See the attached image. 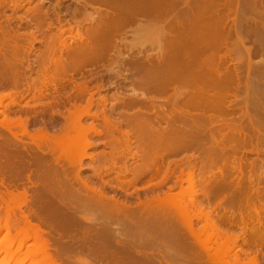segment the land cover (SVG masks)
<instances>
[{
    "label": "rangeland",
    "instance_id": "obj_1",
    "mask_svg": "<svg viewBox=\"0 0 264 264\" xmlns=\"http://www.w3.org/2000/svg\"><path fill=\"white\" fill-rule=\"evenodd\" d=\"M115 1L117 5L114 3ZM118 1L119 0H114V1L113 0L111 1L109 0H104V1L103 0H1L0 1V51H1L0 52V99H2L0 100L1 102L0 103L1 105L0 106V121L2 122L0 124L3 125V126L1 125L2 127L0 126V181H1V184H0L1 185L0 186V204H1L0 205V218H2L1 227H0V264H6L7 262H8L7 264H38V262L41 264H44V263L45 264H165V263L167 264V262L168 264H211V263L217 264V262H215L217 260H220L218 261L219 262L218 264H222V263L228 264L233 261H234L233 263L237 264L238 261L240 260H241L240 262L241 264L242 263L250 264L252 261H255V262H252L253 264L254 263L264 264V232H262L264 231V228H263L264 227V214H263L264 213V79H261V77L258 78V76H256L254 73V69H256L257 67H260L259 65L264 66V48H262L264 47V0H202V1L201 0L199 1L198 0H181V2L180 0H164L165 5L163 4V0H158V2H156L157 0L156 1L153 0L155 1L153 3H156V6H158L159 10L162 12L160 13L161 14V16L159 17L160 19L159 18L157 19L156 17H154V19L153 17H151L152 18L151 19V18H146L145 16L143 17L141 15H135L134 17L135 21L133 22L134 24L133 23L123 24L124 22H122V27H120L121 24L119 23V21L116 22V19L118 18L116 16L119 13L118 11H120L119 8L121 10H124L125 8L130 9L129 7H134L135 5L141 4V2L143 4L145 3V1L147 3L148 0H135V1L134 0H120L121 2L120 1L118 2ZM151 1H148V2H151ZM119 3H122V4H119ZM128 3L131 6L128 5ZM107 4H111V5H107ZM123 4L129 7L126 6L123 8L124 6ZM115 9H117V11H115ZM38 10H40V12ZM113 11L115 13L117 12L116 16ZM163 11H164V16H163ZM166 11L167 12L169 11V12L167 13ZM180 13L182 15H179ZM176 14H177V17H176ZM101 16L104 18L106 17L107 18L102 19ZM165 17L167 20L165 19ZM180 17L182 19H180ZM180 20H182L181 25H179ZM98 21L100 22L98 23ZM177 23H178V26L176 25ZM182 24H184V26L186 25L185 30L186 32L187 31L189 32L185 33V37L184 36L177 37L178 36L177 35L176 36L177 38L174 39L176 35V30L178 31L177 28L178 27L184 28V26L181 27ZM164 25L165 27L168 28V30L171 29L170 31L175 30V34H173L174 37L173 35L170 34L173 37L172 43L174 42L175 44H177V42H179V45L178 46L176 45L175 47L174 46L175 44H173V46L176 48V49L174 48L175 52L172 51L174 58L172 57V54H170L169 56L171 58L169 57L170 58L169 60L175 62L174 60H177V58L178 57L180 58L181 56V59H178L176 61L178 66H181V64L183 63L182 53L183 54L186 53V55H189V56H186L187 57L186 59H189V58L190 60L193 59L192 63L194 67L191 65L192 66L191 70L194 68L195 71H198L201 69L200 68L201 65L207 63L210 60L212 61L215 59L217 61L220 57L219 55L222 56V54L226 50L228 51V49H230L229 53L231 57L229 56V59H228L230 63L229 66L232 68L236 66L237 69H239V73L242 72L241 74H239L241 76V80H240L241 90L240 89H239L240 91L237 90L236 98H234V96L232 95L229 98V101L227 102V104L230 106L229 111L234 109L233 111H231V113L233 112L232 114L228 111L226 112L224 111V113L223 112L221 113V111L224 109L219 110V111H217L218 109H216L214 110V113H211L212 115L209 114L210 115L209 117H212L214 120L216 118L218 119V120L217 119L215 120L216 122L212 120V122L214 121V125L207 126L210 129L212 127L211 132L215 128L214 131L215 130L216 131L213 132L215 135V138L217 137V139L220 138L221 140L227 136L225 140L224 139L221 140L220 145L223 143L222 141L225 142L229 136V142L227 141L228 144L223 143L224 146L222 144L220 148H218V149H222V147H225L223 148L224 149L223 151L225 152H221V150H217L213 147V143H212V141L214 140L213 138L209 140L206 144L202 143L198 147H187L189 148V150H187V148H184L182 150L177 151L176 149L177 152L173 151L172 152L173 155L170 154V156L168 157V160H169V161L167 160L168 162H166V160L164 161L160 160L155 166L154 165L151 166L153 169L151 168L152 170L151 169L149 170L148 175L146 173V175L142 177L140 176L141 178L138 177V180H139L138 181L137 179H135V177L137 176V175L135 176V173L137 174V172L135 171L139 166L142 167V164L144 162L141 159L143 155L146 153L143 152L142 154L141 153L142 150H147L146 144L142 145L140 143L139 137L145 135V132H144L145 130L147 132L148 128L146 129L145 127H147L148 123L146 124L145 122H142L141 124H143L144 128H141L139 125H137L134 122L135 121L134 118L136 117L138 118L136 114L139 115V117L143 115L144 117L142 116L143 118L141 117V120L143 119L142 121L147 122L148 118L150 121L152 120L151 118H154L158 116L159 114L160 115L158 117L160 116L162 117L164 114L163 112L166 113L167 110H168L167 113H170L171 110L172 112L174 111V113L176 111L179 113H181L180 111L182 112L185 111L180 108V105L179 107L178 105H173L174 95L176 94V91L178 90L173 89V91L175 90V93L172 91H168V93L160 95L159 93L142 90L140 87L136 85V82L138 81V79L146 76L144 72L148 71L149 68L153 69V67H155L154 65L156 64L157 60L161 58V55H159V58H158V54H160L159 50L161 52V47H160V43L162 42L161 38L167 33L166 32L167 28L166 29L165 27L163 28ZM106 26L107 28L105 29ZM97 27H100V29ZM117 27H119V29ZM101 28L102 29L104 28L106 31H109V30L110 31L107 33V32H104L105 31L104 29L101 30ZM158 28L159 30H156ZM1 29L3 31H1ZM160 29L162 30V32L160 31ZM96 31L97 32L101 31L103 33L101 32L97 33ZM160 32L163 34H161ZM96 33L99 35L98 37L97 35H95ZM109 34H111V36L107 37V35ZM101 35L103 39H99V38H102L100 37ZM159 35H161L162 37ZM218 35H220L221 37ZM8 36L10 38H8ZM91 36H93V38ZM192 36L194 38H191ZM145 38H146L145 42L149 41V42H146L147 43L146 45L144 44ZM148 38H150V40H147ZM187 38H189V40H186ZM213 38L214 40L217 39L216 41L218 42V45L221 48L210 49V50L205 49L207 51H203L204 43L211 41ZM12 40L13 42H15L16 45L19 44L22 47H20V49L18 48L19 50L17 49L16 51L12 52L10 50L11 46H9L11 45ZM178 40H180L181 43L183 42L186 43L187 41H189L186 43L189 45H186L185 43L184 44L186 45V49H190L192 47L191 50L185 49L186 50L185 51L180 48L178 50L177 47L180 46V41ZM53 41L56 43L54 44ZM150 41H152L151 44H149ZM58 42L60 43L58 44ZM51 43H53L52 46H51ZM234 44L236 47L238 46L237 49L236 47L234 48L233 46ZM29 45L32 47H29ZM92 45L94 46L92 47ZM225 45H228V47ZM90 46L92 49L89 48ZM200 47H202L201 50H200ZM27 48H29V50ZM75 49L77 50V52ZM82 49L84 50V52ZM88 49H90V51ZM254 49H256L257 52H255ZM8 50H10V52ZM177 50L178 51L182 50V53L178 52ZM91 51L92 53H90ZM187 51H189V53H187ZM7 52H9L10 55ZM226 52L224 54H226ZM174 53L175 54L178 53L177 54L178 56H176ZM9 56L11 59H9ZM41 56L44 58H41ZM14 57L17 58V61L14 60L15 59ZM50 57L52 59H50ZM18 58L21 60L24 59L23 60L24 62L19 60ZM163 59H164L163 62L165 63V57ZM9 60H11V62ZM42 60L44 61L47 60L46 61L47 66L45 65L46 62H43ZM246 60H247V66L242 65L243 61L245 63ZM14 61H16L17 64ZM237 61L240 62V64L236 63ZM1 63L3 64L1 65ZM6 63L8 64L12 63L13 67L14 66L15 67L11 70L10 67L12 65L8 67L10 64L6 65ZM149 65H151V67ZM13 70L16 71L15 72L16 74L17 72L20 71L18 73V76L20 75V77L17 76L16 78L15 74H11V73H14ZM6 72H8L9 74H7ZM1 76H2V80H1ZM6 76H8V78ZM14 77L16 80L14 79ZM3 78H6V79H3ZM13 79H14V83L11 82ZM16 82H18V84ZM43 83L44 85L45 84L46 85L43 86ZM38 86H42V88L45 87L46 89L44 88L45 89L44 90ZM37 88H38V91H37ZM39 88L42 89L41 93L39 91L40 90ZM43 91L45 92L43 93ZM79 91H80V94H79ZM39 93L40 95L38 96L40 97V99L39 97H37L39 99L38 100L35 96H37L36 94H39ZM171 93H174V94H171ZM14 94L15 96L17 95L16 98ZM41 94L44 97H41ZM142 94L143 95L145 94L144 96L146 97H150V98L153 97L154 100H151V101H154L156 105L151 106L152 104L151 101L149 102L147 101V103L144 105L143 104L136 105L135 103L136 98H139V96L140 98L143 97ZM164 96L170 100L169 101L170 103L168 101H167L168 104L166 103V98ZM155 98L156 99L159 98V99L156 100L155 102ZM170 98H172V100ZM149 105L151 107H149ZM82 106L84 108H81ZM78 107L82 109V115H80V113L77 115V117H80L79 121L81 122V124L83 123L82 126L89 127L88 124L89 125L93 124L94 126H96V128H98V130L100 131L104 130L102 133L103 136L101 137L97 135L95 136L93 134H92L93 136H90L89 134V142L92 144V147L86 148L87 157H84L82 160V166H83L82 171L81 170L79 171L77 167L71 166V164H69L71 156L77 155V154L80 156L81 153L83 152L81 151L80 154L78 152L82 148L84 149V147H81L82 145L79 146V143L77 144L76 142H74L75 146L76 145L78 146L75 147L73 143V146H74L73 147L71 146L72 142H70L71 144L68 142V134H72V133L74 134L73 131H71L70 133V130L68 129L71 123L74 121V120L72 121L71 118L75 117V114L72 117L73 114H71V111L73 113L75 112L77 113V109L75 108H78ZM223 108H225V106ZM83 109L86 111H84ZM200 110L201 108L196 109L195 113L192 112L191 115L193 116L194 114L193 117L196 119H202L204 117V115H202L204 114L203 113L204 111L202 110L203 111L202 112ZM67 111L68 113H70L71 116L67 113ZM139 113H141V115ZM18 115L22 116L23 119L28 120L27 122H29V124L27 123V126H28L27 130L30 133H33V132L35 133V131H38L39 129H42V130L45 129L44 131L47 130L46 133L48 134L50 133L49 134L50 136H48L49 138L56 136V138H53V140L51 138V142L53 146H51V142H49L50 144L45 143L47 139L45 141L40 142L41 140L39 141L36 140V139H39V137L38 138L35 137L36 139H34V137L33 139H30L31 137H28V136L25 137V135L22 136V132H21L22 130H20L19 132L20 128L19 129L12 128L13 131L15 132V133L13 132L14 133L13 135V133H11V131L8 130V127L6 128L8 124L7 123L6 125L3 124L2 120L3 118H6L4 120L8 122V120L10 119L9 121L10 123L11 120H13V117L17 119L16 116L19 117ZM61 115L65 116L66 118L64 117L63 119V116L61 117ZM96 116L98 117L96 118ZM67 117H71L69 118L70 120ZM127 118H129V120ZM225 118H227L228 121L225 120ZM131 120H134L133 121L134 123L131 122L132 124L129 125L130 124L129 121ZM67 121L69 122V125L67 124L68 123ZM108 122L119 126L122 131L120 129H117L113 132V134H110V135H108L109 133L105 134L107 132L106 130L109 127ZM118 122L121 124H119ZM237 124H239V126ZM232 125L235 127L236 130L235 129L233 130L231 128ZM103 126L105 128H103ZM218 126L221 130L216 129ZM221 126H223L222 128L225 130L228 128V130L225 132V130H223ZM229 126L231 129L229 128ZM65 127L67 128V130ZM4 129L6 130L4 131ZM218 130L221 133H219ZM138 131L143 132V135L142 133H139L141 134L139 135ZM238 131H240L242 134ZM126 132H129L130 134ZM229 132L232 134V136L230 135ZM19 133H21L20 136L22 137L19 136ZM127 134L129 135L127 136ZM137 134L139 135V137L137 136ZM75 135L76 133L74 135H71L70 137L75 136ZM14 136H16V138H19V139H16ZM234 136L236 138H234ZM111 137L113 138L112 140L116 141L115 142L116 144L115 143H114L115 145L113 144L114 145L113 147L115 150L111 149L113 148L111 147L112 144L107 142L108 139L110 142L112 141ZM144 137H142L141 139H144ZM126 138H129V140H131L130 150H128L127 146H125L126 143L124 139ZM233 139H235L234 142L233 141L230 142ZM33 140H36V142L38 141L39 144L38 143L36 144L35 141ZM136 141L139 142V145L141 144L142 146H139V145L137 146ZM107 143L111 144V146L108 145ZM203 144L205 145V147L202 146ZM229 144H231V146ZM237 144L239 145V147ZM48 146L52 147L51 149L52 151L49 149ZM227 146L232 147V148L228 150ZM209 147L211 150H217L218 153H220L218 154L217 151H213L211 152L212 157L216 155L221 156V154L226 155L229 153L227 161H225L226 163L225 162L222 163V161L224 160H215V159H212L211 157L210 159H207L209 158V155L207 156V153L202 150H205L207 148H208L207 150H209ZM116 148L118 151L116 150ZM50 151L51 153H49ZM111 151L112 153L116 151L113 154H115L116 156L118 155V157H116V161L117 160L119 161H117L116 164H113L112 162L105 160L111 155L110 154ZM148 151H149V147H148ZM192 151H195V152H192ZM108 153L110 155H108ZM119 154H120V157H119ZM121 154H124V155L121 156ZM98 155H100L99 158H98ZM192 155H194V157ZM205 155L207 156V158ZM101 157H104V159ZM75 158H78V157L76 156ZM67 159L69 160L67 161ZM98 159L101 160L102 162L98 161ZM124 159H126L125 160L126 162H124ZM55 160L57 163L55 162ZM210 160L212 163L209 162ZM96 161L99 162L100 164H98ZM103 161L105 165L106 164L108 165L103 166L102 165ZM123 162H124V165L126 164L125 167L127 166L126 171H125V167L123 166ZM187 162H190V164H187ZM165 163L166 164L168 163L167 164L168 166L167 165L164 166ZM203 163L204 165L206 163H207L206 165H208L209 163L210 164L207 167L206 165L204 166ZM91 164L93 165V167ZM145 164L146 162L143 165L145 166ZM195 164L198 165L197 167L198 169L196 168L197 172L196 171L194 172V176L196 177V181H197V184H196L197 187H195L194 190L191 188L187 190L186 189L187 178H188L187 173L193 172V168ZM201 165L203 167H201ZM95 166L99 167L100 169H97V167ZM166 168L167 170L171 172L170 174L172 177L169 180V182L170 181L171 182L170 183L168 182L166 186L165 185L162 186V189H160V191L163 192L164 190H167L168 186L170 187L172 186L173 188H175L176 182L179 183L180 181L181 171H183V173L185 172V175L186 174L187 175L186 177H184L185 175H183L182 178L183 180L185 179L183 182V185L187 191L186 195H184L186 202L188 203V205L191 203L190 206H192L193 200H194L195 203L199 204L200 207L204 209L202 210L205 213H212V216H211L212 218H210V220L211 221L213 220V222H211L210 220L209 221L205 220L202 217L203 216L202 214H199V212L192 210L191 214L189 215L190 218L186 216L182 217L178 214L169 215V214H166V212L164 215V211H162V215L160 214L161 212L153 216H148V215L146 216L144 214L134 215V216L130 215L131 217L129 216V219L126 218L125 215L119 214L120 216L119 220L121 222L124 220L122 222L123 224H119L121 223L117 219L119 216L115 217V219L110 217V220L108 223H107L108 219H105L106 223L103 224L102 222L104 220L100 221L101 217L97 218L93 212L85 211L86 213L85 212L81 213L80 211H78L79 210L78 206L80 207L81 205H84L85 202L87 201L90 202L91 198L90 196L88 197L87 195H86L87 196L86 198L84 194V191L86 190L85 185H83L84 187L83 188L80 182H78V180L74 181V179L77 178L76 177L77 174H78L77 175L78 178L83 177L81 179L82 181H84V183L86 182L85 184L87 185L90 184L89 186L92 185L91 187L95 186L94 188L96 189L103 188L104 191H106V193L109 196L110 195L115 196L117 199L121 201L124 200L127 202L128 205H130L133 208L139 205L138 203L139 201H137V199L144 201L146 200L147 196L149 197L152 196V193L150 191L153 190L152 188H155L154 187L156 184L155 182L161 183L162 181L161 179H163V176H164L162 172H164V170L166 172L167 171ZM159 169H160L161 175L163 176L161 177L160 173L158 172L159 173V174L157 173L158 177H153L154 174ZM231 170L234 172V174ZM78 171L80 173H78ZM74 173H75V177H74ZM195 173L197 175H195ZM70 174L72 176H70ZM133 176L135 177L131 178ZM227 176L230 178H228ZM39 177L41 178V181ZM71 177L73 180H71ZM124 177L126 178L128 177L127 179H129V181L131 180L130 183ZM218 179L220 181H217ZM136 180L137 182H134ZM210 180L211 182L209 183ZM227 180H228V183H227ZM120 181L121 182L123 181L124 183L122 184ZM125 181L126 182L128 181L127 182L129 183L127 184L128 187L126 186ZM150 181H153V182H150ZM200 181L203 183H201ZM66 182H68L67 185H66ZM75 182L77 183V185L78 184L79 185L77 186L76 184H74ZM243 182L246 185H244ZM60 183H62V185ZM58 185H59V188H58ZM206 186L208 188L211 187L213 191H211V188L209 189L205 188ZM78 187L80 190L77 189ZM120 187H122L123 189L125 187L127 189H125L126 191L125 190L122 191V188ZM144 188L146 189L144 190ZM201 188L202 189L204 188L205 190H202ZM9 189L12 191L11 193L14 194V196H16L15 194H17L19 198H15V200L13 199L14 201H11V202L8 201V197H11V196H8L10 193ZM68 190H71V192H74L75 194L69 193ZM209 190L212 193L208 192ZM17 191L18 192L20 191L19 192L20 194L21 192L24 193L23 197H22V194L19 196V193ZM57 191H59V193L61 194L60 196L58 195ZM145 191L146 192L148 191V192L146 193ZM233 191H234V194H233ZM53 192H57V194L55 193L57 197L55 196V194L54 195L52 194ZM176 192H178V189H176ZM190 192L191 194H189ZM48 193L49 195L47 196ZM77 193L78 194L81 193V195H78ZM149 193L151 195H149ZM209 193L212 195H209ZM137 195L138 197L139 196L140 197L137 198ZM3 196H4V200L8 201V203L10 204H7L4 200H2ZM210 196L215 197V199L211 198ZM79 197H81V199ZM162 197H164L163 194H162ZM11 198H14V197H11ZM85 198L87 200H85ZM220 198L221 200L223 199L224 200L221 201ZM81 200H84L82 201L84 203H81ZM59 201L61 202L60 203L61 205L59 204ZM215 201L218 203L219 208L215 206L217 205ZM224 201L225 203H223ZM11 203L13 207L11 206L9 208ZM210 205L211 206L214 205L216 207L215 211H214L215 207L212 206L213 207L212 208L210 207ZM11 209L14 211L13 216H12L13 212ZM257 211H260V212L258 213ZM8 212H10L11 220H10V216ZM21 212H23L24 214H22ZM7 213H8L9 218L7 217ZM25 214L26 215L28 214L27 217H30L31 215L30 221L33 224H36V226H39L42 232L44 230L43 233L41 232L39 240H35L33 232H30L32 234V237H31L30 233H26V234H29V236L28 235L26 236V234H24L25 232L20 230L22 227L20 226L22 224L21 222L24 219V218L22 219L21 215L23 217L24 216L26 217ZM35 216L37 218L39 216V218L37 219ZM87 216H92L90 217L91 218L90 220H92V222H90L89 220L88 222L85 219L87 218ZM6 218H8L7 220H10L11 222L13 219V224L15 228L10 226V224L12 225V223L9 224ZM159 220H161V222H159ZM260 220H262L263 222ZM19 222H20V225H19ZM205 222H206V225H205ZM191 223L194 229L192 228ZM209 223L214 224L211 227H214L215 229L213 228L211 229L210 227L207 231L206 228L204 227H207V224ZM247 223L250 225H248ZM212 224H209V225H212ZM3 225L5 227L7 226L6 227L7 229H5ZM189 226L191 227L187 228ZM191 228L193 230L197 229L195 232L203 233V234H200L202 238L201 240L203 242L206 241L210 243L208 244L209 247H215L217 250V251L213 250L215 254L219 250V246L217 244L222 245L223 243H226V239L229 237L228 238L230 239L229 248L231 252L229 251L228 253H225L226 255H224V253L223 255L217 254L219 255L217 257L219 259L215 258L216 255L213 253V255L215 256H213V259H210L211 256L206 255L208 253L207 252L205 253V251L203 252V250H201L202 247H200V244L194 238H192L190 234ZM204 229L205 231H203ZM215 230H217L216 233L217 232L219 233L218 235L219 237L220 235H222V238L217 237L215 239L212 236L213 233H215ZM117 234H119L118 235L119 238L118 236H116ZM223 234L226 237H224ZM232 236L233 238H231ZM28 237L30 239H27ZM205 238H207V240ZM210 238L213 239V242H211L212 240L210 241ZM217 239L219 241H217ZM256 239L257 240L259 239V240L257 241ZM156 240H158V242ZM41 243L43 245L45 244L43 247L46 246L47 248V249L43 248V251L45 250L44 252H46V254L41 252L42 250L41 247H40L41 250L37 249L39 246H42L40 245ZM129 244H131V246ZM216 246L218 247V249ZM135 247L137 249H135ZM6 249L10 251L8 252ZM234 254L237 257L233 256ZM43 255L45 257L48 256L49 258L45 259ZM207 256L209 257L208 259H207ZM220 256L225 257L224 259L225 260L228 259L230 262H228V260L227 261L222 260L223 258L220 259ZM40 257L44 258L43 262L39 261ZM160 257L161 259H165V261L163 262V260H161ZM156 258L157 259L159 258V259L157 260ZM51 260H53V262Z\"/></svg>",
    "mask_w": 264,
    "mask_h": 264
},
{
    "label": "bare ground",
    "instance_id": "obj_2",
    "mask_svg": "<svg viewBox=\"0 0 264 264\" xmlns=\"http://www.w3.org/2000/svg\"><path fill=\"white\" fill-rule=\"evenodd\" d=\"M1 1V0H0ZM104 1V0H103ZM109 1H111V0H109ZM114 1V0H113ZM120 1V0H119ZM118 1V2H119ZM135 1V0H134ZM148 1H151V0H148ZM147 1V3H146V1H145V3H143L142 4V2H141V4H138V5H135L134 7H129V6H127V7H129L130 9H124V10H121L119 7V10L120 11H118L119 13H118V15L116 16V13H115V16L116 17H118L117 19H116V22L117 21H119V23L121 24V26L120 27H122V22H124L123 24H127V23H133L134 21H135V19H134V17H135V15H141V16H145L146 18H151V17H153V19H154V17H156L157 19L161 16V14L160 13H162L160 10H159V8H158V6H156V3H153V2H155V1H151V2H148ZM199 1V0H198ZM202 1V0H201ZM19 2V1H18ZM100 2V1H99ZM102 2V1H101ZM121 2V1H120ZM133 2V1H132ZM131 2V3H132ZM156 2H158V0L156 1ZM160 2V1H159ZM173 2V1H172ZM180 2H181V0H180ZM212 2V1H211ZM2 3V2H1ZM14 3H16V2H14ZM105 3V2H104ZM103 3V4H104ZM108 3V2H107ZM113 3V2H112ZM116 5H117V3H116V1L114 2ZM129 3H130V1H129ZM128 3V5H130ZM138 3V2H137ZM137 3H135V4H137ZM177 3H178V1H177ZM217 3V2H216ZM256 3V2H255ZM3 4V3H2ZM119 4H122V3H119ZM159 4V3H158ZM157 4V5H158ZM163 4H164V0H163ZM167 4V3H166ZM171 4V3H170ZM107 5H111V4H107ZM124 6H123V8L124 7H126L125 6V4H123ZM133 5H134V3H133ZM165 5V4H164ZM206 5V4H205ZM224 5V4H223ZM4 6V5H3ZM113 6V5H112ZM131 6V5H130ZM177 6V5H176ZM236 6V5H235ZM2 7V6H1ZM121 7V6H120ZM170 7V6H169ZM172 7H173V5H172ZM117 8V9H118ZM122 8V9H123ZM164 8V7H163ZM166 8V7H165ZM117 9H115V11H117ZM206 9V8H205ZM257 9V8H256ZM165 10V9H164ZM39 12H40V10H38ZM167 12V11H166ZM169 12V11H168ZM167 12V13H168ZM185 12V11H184ZM189 12V11H188ZM256 12V11H255ZM262 12V11H261ZM171 13V12H170ZM183 13V12H182ZM186 13V12H185ZM187 14V13H186ZM99 15V14H98ZM107 15V14H106ZM173 15V14H172ZM179 15H182L181 13L179 14ZM104 16V15H103ZM110 16V15H109ZM163 16H164V11H163ZM185 16V15H184ZM102 17V16H101ZM137 17V16H136ZM173 17H175V16H173ZM176 17H177V14H176ZM223 17V16H222ZM38 18V17H37ZM92 18V17H91ZM99 18H100V16H99ZM104 17H102V19H103ZM107 18V17H106ZM106 18H104V19H106ZM139 18V17H138ZM168 18V17H167ZM110 19H111V17H110ZM113 19V18H112ZM152 19V18H151ZM150 19V20H151ZM157 19H156V21H157ZM160 19V18H159ZM165 19H166V17H165ZM179 19V18H178ZM180 19H182L181 17H180ZM108 20V19H107ZM163 20V19H162ZM167 20V19H166ZM165 20V21H166ZM101 21V20H100ZM100 21H98V23L100 22ZM155 21V20H154ZM164 21V22H165ZM181 21L182 20H180V24L179 25H181ZM185 21V20H184ZM102 22H103V20H102ZM97 23V24H98ZM106 23V22H105ZM168 23V22H167ZM227 23V22H226ZM104 24V23H103ZM134 24V23H133ZM161 24H163V23H161ZM96 25V24H95ZM149 25V24H148ZM177 26H178V23L176 24ZM218 25V24H217ZM223 25V24H222ZM99 26V25H98ZM119 26V25H118ZM126 26V25H125ZM151 26V25H150ZM156 26V25H155ZM159 26V25H158ZM169 26V25H168ZM184 26V24H182V26L181 27H183ZM186 26V25H185ZM185 26H184V28H180V27H176L177 29H178V31L176 30V35H175V38L174 39H176L177 37H182V36H184L185 37V33H187V32H189V31H187L186 32V30H185ZM219 26V25H218ZM109 27V26H108ZM161 27V26H160ZM159 27V28H160ZM165 27V25L163 26V28ZM170 27H171V25H170ZM222 27V26H221ZM97 28H99L100 29V27H97ZM97 28H96V30H97ZM107 28V26L105 27V29ZM118 29H119V27H117ZM159 28L158 29H156V30H159ZM167 27H165V29H166ZM174 28H175V26H174ZM231 28V27H230ZM240 28V27H239ZM3 29V28H2ZM1 29V31H3ZM63 29V28H62ZM104 29V28H103ZM102 28H101V30H103ZM104 29V30H105ZM111 29V28H110ZM113 29H115V28H113ZM117 29V30H118ZM162 29V28H161ZM160 29V31L162 32V30ZM164 29V30H165ZM187 29H189V28H187ZM94 30V29H93ZM92 30V31H93ZM109 30V29H108ZM171 30V29H170ZM170 30H168V28L166 29V34L162 37L161 35H159V36H161L162 38V42L160 43V47H161V52H160V50H159V53L160 54H158V58H159V55H161V58L160 59H158L157 60V62H156V64L154 65L155 67H153V69L151 70L150 68H149V70L148 71H146V72H144L145 74H146V76L145 77H143V78H140V79H138V81L136 82V85L138 86V87H140L142 90H146V91H151V92H154V93H159L160 95L161 94H166V93H168V91H172V92H174L175 93V90L173 91V89H176V90H178V91H176V94L174 95V100H173V105H178V107H179V105H180V108L182 109V110H185L184 112H182V111H180L181 113H179V112H177V114H176V112L174 113V111L172 112V110H171V112L170 113H167L168 112V110H167V112L165 113V112H163L164 114H163V116L161 117H158V116H156V117H154V118H151L152 120H150L149 121V118L147 119V122L146 121H142L141 120V117L143 116H141V117H139V115H137L136 114V116H138V118L136 117V118H134V120H131V121H129L130 122V124L129 125H131L132 123L131 122H135L137 125H139L141 128H144V126H143V124H141L142 122H145L146 124L148 123V125H147V127H145L146 129L148 128V130H147V132H146V130L144 131L145 132V137L144 136H140L139 137V135H141V134H139V133H142V135H143V132H139L138 131V134H137V136L140 138L139 140H140V143L142 144V145H145L146 144V146H147V150H142V154H143V152L144 153H146V154H144L143 155V157H142V159L141 160H143L144 162H143V164L146 162V164H145V166L142 164V167H138L137 169H136V171L135 172H137V174L135 173V176H133V177H131V178H134L135 177V179H137L138 180V177H142V176H144V175H146V173H147V175H148V172H149V170L152 168L151 166H155L160 160H166V162H168L169 160H168V157L170 156V154H172V152L173 151H175V152H177V151H179V150H182V149H184V148H187V147H198L200 144H202V143H207L209 140H211L212 138L214 139L213 141H212V143H213V147L215 148V149H217V150H221V152H225V151H223L224 149L223 148H225V147H222V149H218V148H220V146L223 144V143H227V141L229 142V136H228V138H227V140L224 142V141H222L223 143L220 145V143H221V140H225V138L227 137H225V136H223V137H225V138H223V139H221L220 140V138H218L217 139V137L215 138V135H214V133L213 132H215L214 131V129L212 130V132H211V129H212V127H211V129L209 128V127H207V126H212V125H214V121L217 119H213L212 117H209L210 115L209 114H211V113H214V110H216V109H218L217 111H219V110H222V109H224V110H222L221 111V113L223 112L224 113V111L226 112V111H228V112H230L231 113V111H233V110H231V111H229V105L227 104V102L229 101V98L233 95L234 96V98H236L237 97V90H239L240 89V84H241V76L239 75V74H241V73H239V69H237V67L235 68H232V67H230L229 66V56H230V53H229V51H230V49H228V53L226 52V54H222V56L221 55H219L220 57H219V59L216 61L215 59L214 60H210V61H208L207 63H205V64H203V65H201V69L200 70H198V71H195V69L193 68L192 70H191V67L193 66V63H192V61H193V59L192 60H190V58L189 59H186L187 57L186 56H189V55H186V53H182V50H185L186 49V45H189V44H186L187 42H189V41H187L186 43L185 42H183V43H181V41L180 40H182V39H180V40H178V41H180V46L179 47H177L178 48V50H179V48L180 49H182L181 51H178V52H181L182 53V58H183V63L181 64V66H178V64L176 63V61L178 60V59H181V56H180V58L178 57L177 58V60H174L175 62H173V61H171V60H169L171 57L169 56L170 54H172L173 52H175L174 51V48L176 47V45L178 46L179 45V42H177V44H175L174 42L172 43V39H173V37H174V35L173 34H175V30H172V31H170ZM258 30V29H257ZM95 31V30H94ZM110 31V30H109ZM109 31H104V32H109ZM114 31H116V30H114ZM120 31V30H119ZM174 31V32H173ZM223 31H225V30H223ZM97 32V31H96ZM99 33L101 32V31H98ZM97 32V33H98ZM112 32V31H111ZM160 32V33H161ZM171 32H173V33H171ZM211 32V31H210ZM221 32V31H220ZM227 32H228V30H227ZM230 32V31H229ZM255 32V31H254ZM93 33V32H92ZM95 34V35H97V37L99 36L98 34ZM101 33H103V32H101ZM118 33V32H117ZM158 33V32H157ZM204 33V32H203ZM214 33V32H213ZM88 34V33H87ZM105 34V33H104ZM161 34H163V33H161ZM173 35V37L171 36V35ZM224 34V33H223ZM90 35V34H89ZM178 35V36H177ZM110 37L111 36V34H109V35H107V37ZM177 36V37H176ZM187 36H189V35H187ZM205 36V35H204ZM211 36V35H210ZM214 36H216V35H214ZM218 36H220V35H218ZM217 36V37H218ZM36 37V36H35ZM81 37V36H80ZM92 38H93V36H91ZM95 37V36H94ZM96 37V38H97ZM100 37H102V35L100 36ZM106 37V38H107ZM158 37V36H157ZM206 37V36H205ZM221 37V36H220ZM219 37V38H220ZM223 37V36H222ZM226 37V36H225ZM4 38V37H3ZM8 38H10L9 36H8ZM76 38V37H75ZM105 38V37H104ZM191 38H194L193 36L191 37ZM216 38V37H215ZM13 39V38H12ZM33 39V38H32ZM99 39H103V37L102 38H99ZM184 39V38H183ZM198 39V38H197ZM207 39H209V38H207ZM3 40V39H2ZM8 40V39H7ZM9 40H11V39H9ZM14 40V39H13ZM13 40H12V43H11V45H9V46H11L10 48V50L12 51V52H14V51H16L18 48L20 49V47H22L21 45H19V44H15V42H13ZM34 40V39H33ZM38 40V39H37ZM61 40V39H60ZM111 40V39H110ZM145 40H146V38L144 39V44L146 45L147 43L146 42H149V41H146L145 42ZM147 40H150V38H148ZM185 40V39H184ZM186 40H189V38H187ZM211 40V39H210ZM212 40H214V38L212 39ZM208 41V42H205L204 43V46H203V51H207V50H205V49H216V48H221L219 45H218V42L216 41V40H214V41ZM21 41V40H20ZM29 41V40H28ZM48 41V40H47ZM90 41V40H89ZM107 41V40H106ZM105 41V42H106ZM174 41H176V40H174ZM201 41V40H200ZM54 42V41H53ZM151 42L152 41H150V43L149 44H151ZM196 42H197V40H196ZM196 42H195V44H196ZM220 42V41H219ZM226 42V41H225ZM224 42V43H225ZM3 43V42H2ZM8 43V42H7ZM31 43H33V42H31ZM56 42H54V44H55ZM60 42H58V44H59ZM95 43H96V41H95ZM110 43V42H109ZM186 45H185V44ZM201 43V42H200ZM238 43V42H237ZM258 43V42H257ZM29 44V43H28ZM52 44L53 43H51V46H52ZM85 44V43H84ZM87 44V43H86ZM97 44H98V42H97ZM173 44H175L174 46H173ZM50 45V44H49ZM62 45V44H61ZM91 45V44H90ZM110 45V44H109ZM114 45V44H113ZM144 45V46H145ZM222 45V44H221ZM229 45V44H228ZM228 45H225V46H227L228 47ZM19 46V47H18ZM63 46V45H62ZM65 46V45H64ZM94 45H92V47H93ZM99 46V45H98ZM103 46V45H102ZM196 46V45H195ZM224 46V47H225ZM231 46V45H230ZM234 46V48L236 47L235 46V44L233 45ZM6 47V46H5ZM29 47H32V46H30L29 45ZM96 47V46H95ZM94 47V48H95ZM100 47V46H99ZM107 47H108V45H107ZM106 47V48H107ZM191 47V46H190ZM26 48V47H25ZM68 48H69V46H68ZM89 48H91V46L89 47ZM101 48V47H100ZM192 48V47H191ZM191 48L190 49H186V50H191ZM201 48L202 47H200V50H201ZM230 48V47H229ZM238 48V46L236 47V49ZM262 48H264V47H262ZM7 49H8V47H7ZM18 49V50H19ZM28 50H29V48H27ZM84 49H86V48H84ZM92 49V48H91ZM176 49V48H175ZM232 49V48H231ZM10 50H8L9 52H10ZM52 50V49H51ZM76 50V49H75ZM83 50V49H82ZM89 51H90V49H88ZM87 50V51H88ZM94 50V49H93ZM96 50H98V49H96ZM103 50V49H102ZM185 50V51H186ZM221 50V49H220ZM233 50V49H232ZM251 50V49H250ZM255 50V52H257L256 51V49H254ZM6 51V50H5ZM27 51V50H26ZM53 51V50H52ZM70 51V50H69ZM104 51V50H103ZM173 51V52H172ZM176 51V52H177ZM194 51V50H193ZM198 51V50H197ZM234 51H236V50H234ZM262 51V50H261ZM1 52V51H0ZM9 52H7V53H9ZM76 52H77V50H76ZM78 52H79V50H78ZM83 52H84V50H83ZM82 52V53H83ZM17 53H18V51H17ZM87 53V52H86ZM90 53H92V51L90 52ZM187 53H189V51H187ZM245 53V52H244ZM261 53H263V52H261ZM5 54V53H4ZM85 54V53H84ZM175 54V53H174ZM178 53H176L175 55L176 56H178L177 55ZM199 54V53H198ZM206 54V53H205ZM234 54V53H233ZM8 55V54H7ZM9 55H10V53H9ZM15 55H16V53H15ZM27 55V54H26ZM180 55V54H179ZM11 56H13V55H11ZM43 56V55H42ZM41 56V58H44V57H42ZM46 56V55H45ZM48 56V55H47ZM214 56V55H213ZM16 57V56H15ZM14 57V58H15ZM165 57V63L163 62V58ZM170 57V58H169ZM172 57L174 58V56H173V54H172ZM208 57H210V56H208ZM231 57V56H230ZM13 58V57H12ZM21 58V57H20ZM98 58V57H97ZM172 58V59H173ZM192 58V57H191ZM206 58V57H205ZM6 59V58H5ZM8 59V58H7ZM9 59H11L10 58V56H9ZM19 59V58H18ZM50 59H52L51 57H50ZM61 59V58H60ZM176 59V58H175ZM213 59V58H212ZM243 59V58H242ZM246 59V58H245ZM13 60V59H12ZM14 60H16L17 61V58H15ZM19 60H21V59H19ZM24 60V59H23ZM23 60H21V61H23ZM151 60V59H150ZM150 60H148V61H150ZM154 60H155V58H154ZM153 60V61H154ZM187 60V61H186ZM190 60V61H189ZM209 60V59H208ZM237 60V59H236ZM248 60V59H247ZM247 60L245 61V63H244V61H243V64L242 65H245V66H247ZM252 60V59H251ZM10 62H11V60H9ZM16 61H14V62H16ZM20 61V62H21ZM41 61V60H40ZM43 62H46L47 60H42ZM62 61V60H61ZM189 61V62H188ZM207 61V60H206ZM240 61V60H239ZM5 62V61H4ZM24 62V61H23ZM22 62V63H23ZM49 62V61H48ZM85 62V61H84ZM217 62V63H216ZM13 63V62H12ZM12 63L9 65L8 63H6V65L8 64L9 66L8 67H10L11 65H12ZM19 63V62H18ZM21 63V64H22ZM27 63H28V61H27ZM39 63V62H38ZM60 63V62H59ZM76 63V62H75ZM204 63V62H203ZM236 63H239L240 64V62H236ZM253 63V62H252ZM3 63H1V65H2ZM5 64V63H4ZM16 64H17V62H16ZM58 64V63H57ZM63 64V63H62ZM77 64H79V63H77ZM194 64H195V62H194ZM260 64V63H259ZM15 65V64H14ZM43 65V64H42ZM46 66H47V62H46V64H45ZM146 65H148V64H146ZM152 65V64H151ZM151 65H149L150 67H151ZM192 65V66H191ZM18 66V65H17ZM17 66H16V68H17ZM60 66V65H59ZM200 66V65H199ZM255 66V65H254ZM260 67H257L256 69H254V73H255V75L256 76H258V78L259 77H261V79H264V66H261V65H259ZM15 67V66H14ZM13 65L10 67V69L12 70L13 68ZM43 67V66H42ZM194 67V66H193ZM250 67V66H249ZM1 68H2V66H1ZM46 68V67H45ZM59 68V67H58ZM62 68V67H61ZM199 68V67H198ZM245 68H247V67H245ZM44 69V68H43ZM47 69V68H46ZM16 70V69H15ZM19 70H20V68H19ZM45 70V69H44ZM44 70H43V72H44ZM147 70V69H146ZM2 71V70H1ZM5 71V70H4ZM14 71V70H13ZM18 71V70H17ZM144 71V70H143ZM8 72H9V70H8ZM8 72H6L7 74H9ZM16 71H14V73H11V74H15V77L17 78V76H18V73L20 72H17V74L15 73ZM66 72V71H65ZM22 74H24V73H22ZM64 74V73H63ZM62 74V75H63ZM6 75V74H5ZM245 75V74H244ZM22 76V75H21ZM40 76H42V75H40ZM39 76V77H40ZM61 76V75H60ZM3 77H5V76H3ZM7 78H8V76H6ZM11 77H12V75H11ZM10 77V78H11ZM15 77H14V79H15ZM18 77H20V75L18 76ZM23 77V76H22ZM64 77H66V76H64ZM254 77V76H253ZM26 78V77H25ZM46 78V77H45ZM49 78V77H48ZM3 79H6V78H3ZM12 79V78H11ZM14 79L11 81V82H13L14 83ZM42 79V78H41ZM66 79V78H65ZM1 80H2V76H1ZM16 80V79H15ZM18 80V79H17ZM39 80V79H38ZM44 80V79H43ZM51 80H53V79H51ZM4 81V80H3ZM31 81V80H30ZM40 81V80H39ZM258 81H259V79H258ZM19 82V81H18ZM18 82H16L17 84H18ZM28 82V81H27ZM26 82V83H27ZM45 82V81H44ZM50 82V81H49ZM12 83V84H13ZM37 83H39V82H37ZM51 83V82H50ZM263 83V82H262ZM29 84V83H28ZM42 84V83H41ZM52 84V83H51ZM245 84V83H244ZM31 85V84H30ZM46 85V84H45ZM44 85V83H43V86H45ZM80 85V84H79ZM135 86V85H134ZM245 86V85H244ZM251 86H252V84H251ZM38 87H41L42 88V86H38ZM51 87V86H50ZM57 87V86H56ZM45 88V87H44ZM44 88H42V89H44ZM139 88V89H140ZM40 89V88H39ZM42 89H40L39 91H40V93L42 92ZM46 89V88H45ZM44 89V90H45ZM170 89H172V90H170ZM246 89V88H245ZM13 90V89H12ZM84 90V89H83ZM241 90V89H240ZM239 90V91H240ZM17 91V90H16ZM37 91H38V88H37ZM86 91V90H85ZM258 91V90H257ZM14 92V91H13ZM12 92V93H13ZM35 92V91H34ZM34 92H33V94H34ZM45 91H43V93H44ZM48 92V91H47ZM179 92V93H178ZM3 93V92H2ZM7 93H9V92H7ZM11 93V94H12ZM40 93L39 94H36L37 96H35L36 98L37 97H39L38 95H40ZM42 93V94H43ZM174 93H171V94H174ZM42 94H41V97H44V96H42ZM79 94H80V91H79ZM170 94V93H169ZM244 94V93H243ZM4 95V94H3ZM45 95V94H44ZM46 95H47V93H46ZM82 95V94H81ZM143 95V94H142ZM145 95V94H144ZM143 95V97H141L140 98V96H139V98H136V100L135 99H133V100H135V103H136V105L137 104H140V105H144V104H146L147 103V101L149 102V101H151V100H154V98L153 97H151V98H153V99H151L150 97H146V96H144ZM168 95V94H167ZM9 96V95H8ZM14 96H15V94H14ZM17 96V95H16ZM16 96H15V98H16ZM171 96H173V95H171ZM170 96V97H171ZM252 96V95H251ZM138 97V96H137ZM165 97V96H164ZM167 97H169V96H167ZM239 97V96H238ZM133 98V97H132ZM166 98V97H165ZM173 98V97H172ZM172 98H170L171 100H172ZM38 99V98H37ZM39 99H40V97H39ZM38 99V100H39ZM159 99V98H158ZM158 99H156L155 98V102H156V100H158ZM164 99V98H163ZM162 99V100H163ZM0 100H2V99H0ZM15 100V99H14ZM35 100V99H34ZM251 100V99H250ZM167 101L169 102L170 100L168 99V98H166V103H167ZM152 102V104H151V106H155L156 104L154 103V101H151ZM230 102H232V101H230ZM1 103V102H0ZM87 103V102H86ZM170 103V102H169ZM14 104V103H13ZM75 104V103H74ZM77 104V103H76ZM168 104V103H167ZM230 104V103H229ZM78 105V104H77ZM1 106V105H0ZM80 106V105H79ZM150 105H149V107H151ZM225 106V108H226V110H225V108H223ZM26 107H28V106H26ZM176 107V106H175ZM2 108V107H1ZM81 108H84L83 106L81 107ZM80 107H78V108H75V109H77V113L75 112V113H73L72 111H71V114H73L72 115V117L74 116V114H75V119L74 118H71V117H67L68 119L69 118H71L72 119V123H71V125H70V127L68 128L67 126L69 125V120L66 122L67 124V128L70 130V133H71V131H73L74 132V134L76 133V135L75 136H72V137H70L71 135H74L73 133L72 134H68V142L70 143V142H72V145L71 146H73V143L74 142H76L77 144L79 143V146H81V147H84V149L82 150H80L78 153L80 154V152L82 151L83 153H81V155L79 156L78 154L77 155H73V156H71V159H70V161H69V164H71V166H75V167H77L78 169H79V171L81 170L82 171V169H83V166H82V160H83V158L84 157H87L86 155H87V151H86V148H90V147H92V144L89 142V134H90V136H93V135H97V136H103L102 135V133H103V131H100V130H98V128H96V126H94L93 124L91 125H89L88 124V126L89 127H87V126H82V124H81V122L79 121L80 119V117H77V115L80 113V115H82V109H81ZM155 108H157V107H155ZM155 108H154V110H155ZM198 108H201V110L200 111H202L204 114H202V115H204V117L202 118V119H196V118H194L193 116H194V114H193V116L191 115L192 114V112H194L195 113V110L196 109H198ZM233 108V107H232ZM10 109V108H9ZM12 109V108H11ZM47 109V108H46ZM74 109V108H73ZM74 109V110H75ZM86 109V108H85ZM159 109V108H158ZM157 109V110H158ZM168 109V108H167ZM73 110V111H74ZM84 110V109H83ZM164 110V109H163ZM244 110V109H243ZM7 111H8V109H7ZM17 111H19V110H17ZM84 111H86V110H84ZM12 112V111H11ZM44 112V111H43ZM235 112V111H234ZM19 113V112H18ZM17 113V114H18ZM67 113H68V111H67ZM233 113V112H232ZM231 113V114H232ZM25 114V113H24ZM54 114V113H53ZM56 114V113H55ZM69 115H70V113H68ZM140 115H141V113H139ZM200 114V113H199ZM218 114V113H217ZM216 114V115H217ZM230 114V115H231ZM3 115V114H2ZM20 115V114H19ZM18 115V116H19ZM23 115V114H22ZM69 115H67V116H69ZM94 115V114H93ZM212 115V114H211ZM220 115V114H219ZM223 115V114H222ZM63 115H61V117H62ZM71 116V115H70ZM85 116V115H84ZM214 116V115H213ZM224 116V115H223ZM222 116V117H223ZM3 117V116H2ZM1 117V118H2ZM5 117V116H4ZM64 117L65 116H63V119H64ZM94 117V116H93ZM98 116H96V118H97ZM144 117V116H143ZM142 117V118H143ZM241 117V116H240ZM16 118L17 119H15L14 117H13V120H11V122L9 123V121H10V119L8 120V122H6L4 119H6V118H3V124H5L6 125V123L8 124L7 126H6V128L8 127V130L9 131H11V133H13L14 131H13V129L14 128H20L19 129V132H20V130H22L21 132H22V136L23 135H25V137L26 136H28V137H31L30 139H33V137H34V139H36L35 137H39V139H36V140H41L40 142H42V141H45L46 139H47V141H45V143H49V142H51V138H52V140H53V138H56V136L55 137H48V136H50L48 133H46V131H44L45 129H39L38 131H35V133L33 134V133H30L28 130H27V128H28V126H27V123L29 124V122H27L28 120H25V119H23L22 118V116H19V117H17L16 116ZM66 118V117H65ZM132 118V117H131ZM199 118V117H198ZM201 118V117H200ZM212 118V119H211ZM239 118V117H238ZM128 120H129V118H127ZM133 119V118H132ZM139 119V120H138ZM145 119V120H146ZM220 119V118H219ZM248 119V118H247ZM212 120H214L213 122H212ZM218 120V119H217ZM225 120H227V118H225ZM234 120V119H233ZM114 121V120H113ZM222 121V120H221ZM223 121H224V119H223ZM228 121V120H227ZM230 121V120H229ZM71 122V121H70ZM125 122V121H124ZM133 122V123H134ZM216 122V121H215ZM0 123H2L1 121H0ZM109 123V122H108ZM119 123V122H118ZM127 123H128V121H127ZM209 123V124H208ZM218 123V122H217ZM216 123V124H217ZM231 123H232V121H231ZM230 123V124H231ZM119 124H121V123H119ZM125 124V123H124ZM146 124H144V125H146ZM207 124V125H206ZM236 124V123H235ZM2 124H0V126H1ZM31 125V124H30ZM65 125V124H64ZM87 125V124H86ZM98 125V124H97ZM128 125V124H127ZM227 125H228V123H227ZM238 126H239V124H237ZM262 125V124H261ZM3 126V125H2ZM1 126V127H2ZM99 126V125H98ZM224 126V125H223ZM223 126H221V128L223 127ZM44 127V126H43ZM65 127V128H66ZM100 127V126H99ZM132 127V126H131ZM228 127V126H227ZM226 127V128H227ZM234 126L232 125L231 126V128L234 130L235 129V127L233 128ZM242 127V126H241ZM4 128V127H3ZM13 128V129H12ZM64 128V127H63ZM67 128H66V130H67ZM103 128H105L104 126H103ZM229 128H230V126H229ZM230 128V129H231ZM237 128V127H236ZM250 128V127H249ZM12 129V130H11ZM47 129V128H46ZM117 129H120V127L119 126H117V125H114L113 123H109V127H108V129L104 132L105 134H107V133H109L108 135H110V134H113V132L115 131V130H117ZM210 129V130H209ZM216 129H219V130H221L220 128H219V126L216 128ZM223 129V128H222ZM6 129H4V131H5ZM16 130V129H15ZM121 130V129H120ZM138 130H140V129H138ZM218 130V132L219 133H221L220 131ZM223 130H225V129H223ZM228 130V128L225 130V132ZM236 130V129H235ZM238 130V129H237ZM122 131V130H121ZM249 131V130H248ZM1 132H2V130H1ZM17 132H18V130H17ZM50 132V131H49ZM63 132V131H62ZM65 132V131H64ZM117 132V131H116ZM231 132H233V131H231ZM235 132H237V131H235ZM238 132H240V131H238ZM15 133V132H14ZM14 133H13V135H14ZM58 133V132H57ZM126 133H129V132H126ZM230 133V132H229ZM241 133V132H240ZM17 134V133H16ZM93 134V135H92ZM130 134V133H129ZM129 134H127V136L129 135ZM216 134V133H215ZM228 134V133H227ZM242 134V133H241ZM12 135V134H11ZM12 135V136H13ZM21 135V133H19V136ZM52 135V134H51ZM66 135V134H65ZM136 135V134H135ZM224 135H226V134H224ZM230 135L232 136V134L230 133ZM236 135V134H235ZM254 135V134H253ZM18 136V135H17ZM22 136H20V137H22ZM64 136V135H63ZM217 136V135H216ZM218 136H220V135H218ZM237 136V135H236ZM15 138H16V136H14ZM46 137V138H45ZM48 137V138H47ZM66 137V136H65ZM106 137V136H105ZM114 137V136H113ZM135 137V136H134ZM142 137H144V139H141ZM43 140H42V139ZM58 138V137H57ZM108 138V137H107ZM110 138V137H109ZM234 138H236L235 136H234ZM16 139H19V138H16ZM113 138L111 137V140H112ZM232 139V138H231ZM36 140H33V141H35V143L37 144L38 143V141L36 142ZM61 140V139H60ZM107 140V139H106ZM125 140V146H127V149L128 150H130V146H131V144H130V141L131 140H129V138H126V139H124ZM138 140V139H137ZM234 140L235 139H233V140H231L230 142H234ZM21 141H23V140H21ZM118 141H119V139H118ZM117 141V142H118ZM107 142H109V143H111L112 144V146H111V144H108V145H110L111 147H113L116 143V141L115 140H112L111 142L109 141V139H108V141ZM120 142H122V141H120ZM137 142V141H136ZM236 142V141H235ZM242 142V141H241ZM244 142V141H243ZM251 142V141H250ZM44 143V142H43ZM54 143V142H53ZM56 143V142H55ZM115 143V144H114ZM144 143V144H143ZM39 144V143H38ZM50 144V143H49ZM49 144H47V145H49ZM71 144V143H70ZM114 144V145H113ZM118 144V143H117ZM139 145V142H137V146L139 145V146H142V145ZM211 144V143H210ZM228 144V143H227ZM231 144H233V143H231ZM231 144H229L230 146H231ZM261 144V143H260ZM106 145V144H105ZM238 145V144H237ZM37 146V145H36ZM43 146V145H42ZM51 146H53L52 145V142H51ZM74 146H75V143H74ZM73 146V147H74ZM76 146H78V145H76ZM75 146V147H76ZM107 146V145H106ZM109 146V147H110ZM202 146H204L205 147V145L203 144ZM212 146V145H211ZM223 146H224V144H223ZM39 147V146H38ZM49 147V149L51 150L52 149V147H50V146H48ZM54 147H55V145H54ZM81 147H79V148H81ZM110 147V148H111ZM144 147V146H143ZM148 147H149V151H148ZM201 147V146H200ZM208 147V146H207ZM228 147V146H227ZM238 147H239V145H238ZM242 147H244V146H242ZM248 147H249V145H248ZM121 148V147H120ZM139 148V147H138ZM230 148H232V147H228L227 149L228 150H230ZM41 149V148H40ZM47 149V148H46ZM111 149H113V150H115L114 149V147L113 148H111ZM176 149H177V151H176ZM194 149V148H193ZM196 149V148H195ZM205 149V148H204ZM208 149V148H207ZM207 149H205V150H202V151H204V152H206L207 153V156L209 155V158H207V156H206V158L207 159H210V157L212 158V159H215V160H224V161H222V163L223 162H225V161H227V158H228V155H229V153L228 154H221V156L220 155H216V156H214V157H212V154H211V152H213V151H217V150H211L210 149V147H209V150H207ZM116 150H117V148H116ZM122 150V149H121ZM187 150H189V148H187ZM191 150V149H190ZM49 151V150H48ZM52 151V150H51ZM51 151L49 152V153H51ZM118 151V150H117ZM184 151V150H183ZM227 151V150H226ZM43 152H44V150H43ZM54 152V151H53ZM67 152H69V151H67ZM72 152V151H71ZM71 152H70V154H71ZM114 152H116V151H114ZM113 152V153H114ZM122 152V151H121ZM121 152H119V153H121ZM174 152V153H175ZM181 152V151H180ZM189 152V151H188ZM192 152H195V151H192ZM220 152V151H219ZM229 152V151H228ZM41 153V152H40ZM48 153V154H49ZM55 153V152H54ZM112 153V151H111V155L108 153V155H110L109 157H111V158H106L105 160H107V161H110V162H112L113 164H116L117 163V161H119V160H117L116 161V157H118V155L116 156L115 154H113ZM123 153V152H122ZM205 153V154H206ZM217 153H218V151H217ZM74 154V153H73ZM195 154H197V153H195ZM218 154H220V153H218ZM46 155V154H45ZM51 155V154H50ZM106 155V154H105ZM114 155V156H113ZM122 155H124V154H121V156ZM173 155V154H172ZM68 156V155H67ZM70 156V155H69ZM78 157V158H75V157ZM91 156V155H90ZM193 157H194V155H192ZM72 157H74V158H72ZM100 157V155H98V158ZM119 157H120V154H119ZM190 157V156H189ZM189 157H187V158H189ZM192 157V158H193ZM231 157V156H230ZM56 158V157H55ZM58 158H59V156H58ZM101 158H103L104 159V157H101ZM100 158V159H101ZM125 158V157H124ZM133 158H134V156H133ZM62 159V158H61ZM60 159V160H61ZM75 159V160H74ZM96 159V158H95ZM186 159V158H185ZM198 159V158H197ZM211 159V160H212ZM237 159V158H236ZM69 159H67V161H68ZM121 160V159H120ZM126 159H124V162H126L125 161ZM138 160V159H137ZM168 160V161H167ZM189 160H191V159H189ZM211 160L209 161V162H211ZM93 161V160H92ZM98 161H101V160H99L98 159ZM116 161V162H115ZM186 161V160H185ZM234 161H235V159H234ZM248 161V160H247ZM55 162H56V160H55ZM64 162V161H63ZM62 162V163H63ZM97 162V161H96ZM102 162V161H101ZM109 162V163H110ZM124 162H123V166L125 167V165H124ZM142 162V161H141ZM192 162V161H191ZM205 162V161H204ZM57 163V162H56ZM60 163H61V161H60ZM67 163V162H66ZM98 164H100L99 162H97ZM171 163H172V161H171ZM185 163V162H184ZM193 163V162H192ZM197 163V162H196ZM199 163V162H198ZM208 163V162H207ZM206 163V164H207ZM212 163V162H211ZM220 163V162H219ZM226 163V162H225ZM224 163V164H225ZM234 163V162H233ZM232 163V164H233ZM236 163V162H235ZM168 164V163H167ZM166 163H165V165L164 166H166L167 165ZM169 164H170V162H169ZM187 164H190V162H187ZM205 164V165H206ZM210 164V163H209ZM208 164V165H209ZM216 164V163H215ZM223 164V165H224ZM227 164H229V163H227ZM237 164V163H236ZM37 165V164H36ZM57 165H59V164H57ZM92 165V164H91ZM102 165L103 166H106V165H108V164H106L105 165V163H104V161H103V163H102ZM200 165V164H199ZM203 165H204V163H203ZM204 165V166H205ZM208 165H206L207 167H208ZM212 165V164H211ZM240 165V164H239ZM238 165V166H239ZM243 165V164H242ZM263 165V164H262ZM61 166V165H60ZM68 166V165H67ZM70 166V167H71ZM90 166V165H89ZM114 166V165H113ZM168 166V165H167ZM177 166V165H176ZM226 166V165H225ZM230 166V165H229ZM253 166V165H252ZM75 167H73V168H75ZM92 167H93V165H92ZM95 167H97V166H95ZM109 167V166H108ZM123 167V168H124ZM127 167V166H126ZM126 167H125V171H126ZM137 167V166H136ZM180 167V166H179ZM198 167V165H196L195 164V166H194V168H193V172H188L187 174H188V178H187V187H186V189L187 190H189L190 188L191 189H193L194 190V188L195 187H197L196 186V184H197V181H196V177L194 176V172L196 171V168ZM200 167V166H199ZM201 167H203L202 165H201ZM211 167V166H210ZM219 167V166H218ZM231 167V166H230ZM234 167V166H233ZM245 167V166H244ZM41 168V167H40ZM65 168V167H64ZM87 168V167H86ZM103 168V167H102ZM110 168V167H109ZM157 168V167H156ZM163 168V167H162ZM232 168V167H231ZM237 168V167H236ZM240 168V167H239ZM238 168V169H239ZM52 169V168H51ZM97 169H100L99 167H97ZM97 169H96V171H97ZM105 169V168H104ZM153 169V168H152ZM151 169V170H152ZM169 169V168H168ZM198 169V168H197ZM230 169V168H229ZM238 169H236V170H238ZM74 170V169H73ZM94 170H95V168H94ZM155 170V169H154ZM166 170H167V168H166ZM201 170V169H200ZM227 170V169H226ZM225 170V171H226ZM251 170V169H250ZM61 171H62V169H61ZM71 171V170H70ZM78 171V173H80ZM95 171V172H96ZM156 171V170H155ZM161 171H163V170H161ZM192 171V170H191ZM232 171V170H231ZM230 171V172H231ZM59 172V171H58ZM73 172V171H72ZM71 172V173H72ZM77 172V171H76ZM154 172V171H153ZM160 173V175H161V172H160V169L159 170H157V172L154 174V176L153 177H158V175H157V173ZM174 172V171H173ZM197 172V171H196ZM233 172V171H232ZM231 172V173H232ZM51 173V172H50ZM125 173V172H124ZM123 173V174H124ZM131 173V172H130ZM158 173V174H159ZM171 172L169 171V170H167L166 172H165V170H164V172H162V174L164 175H161V177L163 176V179H161L160 181H161V183L159 182V183H157V182H155L156 184H155V188H152L153 190L152 191H150L151 193H152V196H147L146 197V200H144V201H142V200H138L137 199V201H139L138 203H139V205H137L136 207H131L130 205H128L127 204V202L126 201H121V200H119V199H117L115 196H109L107 193H106V191H104V189L102 188V189H96V188H94L95 186H93V187H91V186H89V185H87V184H85L84 183V181H82V179L81 178H83V177H81V178H78V174L76 175V179H74V181L75 180H78V182H80V184L82 185V187H83V185H85V187H86V190L84 191V194H85V196L87 195L88 197L90 196V202L89 201H87V202H85V204L84 205H81L80 207L78 206V211H80L81 213H84L85 211H89V212H93L94 214H95V216L98 218V217H101V219H100V221L101 220H104L102 223L104 224V223H106V221H105V219H108L107 220V223L109 222V220H110V217H112V218H114L115 219V217H118L119 216V214L120 215H125V217L126 218H128L129 219V216L131 215V216H134V215H148V216H153V215H157L159 212H161L160 214L162 215V211H164V215H165V212H166V214H169V215H171V214H178V215H180V216H186V217H189V215L191 214V212H192V210H195V211H197V212H199V214H202L203 216V218L205 219V220H207V221H209L210 220V218H212L211 216H212V213H205L203 210V208H201L200 207V205L199 204H197V203H195L194 202V200H193V204H192V206H190V204L188 205V203L186 202V200H185V196L184 195H186V193H187V191H186V189H185V187H184V185H183V182H184V180H183V175H185V172L183 173V171H181V178H180V181H179V183L178 182H176V189H178V192H176V189L175 188H173L172 186L170 187V186H168L167 187V190H164L163 192L162 191H160V189H162V186H166V184L169 182V180L171 179V174H170ZM248 173V172H247ZM54 174V173H53ZM52 174V175H53ZM69 174V173H68ZM97 174V173H96ZM122 174V175H123ZM134 174V173H133ZM186 174V175H187ZM233 174H234V172H233ZM237 174V173H236ZM44 175V174H43ZM48 175V174H47ZM55 175V174H54ZM130 175V174H129ZM186 175L184 176V177H186ZM195 175H197L196 173H195ZM226 175H228V174H226ZM67 176V175H66ZM70 176H72L71 174H70ZM80 176V175H79ZM175 176V175H174ZM210 176V175H209ZM41 177V176H40ZM39 177V178H40ZM46 177V176H45ZM51 177V176H50ZM59 177V176H58ZM74 177H75V173H74ZM140 177V178H141ZM153 177H151V178H153ZM180 177V176H179ZM178 177V178H179ZM228 177V176H227ZM241 177V176H240ZM38 178V179H39ZM43 178V177H42ZM54 178V177H53ZM125 179H127L126 177H124ZM146 178V177H145ZM177 178V179H178ZM223 178H225V177H223ZM228 178H230V177H228ZM45 179H47V178H45ZM44 179V180H45ZM55 179V178H54ZM66 179H68V178H66ZM85 179V178H84ZM155 179H157V178H155ZM160 179V178H159ZM158 179V180H159ZM233 179V178H232ZM236 179V178H235ZM239 179V178H238ZM257 179V178H256ZM4 180V179H3ZM63 180V179H62ZM71 180H73L72 179V177H71ZM112 180H113V178H112ZM128 181H129V179H127ZM137 180L136 181H134V182H137ZM149 180H151V179H149ZM213 180V179H212ZM38 181V180H37ZM40 181H41V178H40ZM47 181H49V180H47ZM68 181V180H67ZM69 181H70V179H69ZM87 181V180H86ZM127 181V182H128ZM131 181V180H130ZM130 181H129V183H130ZM139 181V180H138ZM217 181H220L219 179L217 180ZM230 181V180H229ZM46 182V181H45ZM52 182V181H51ZM56 182V181H55ZM72 182V181H71ZM77 182V181H76ZM74 183V184H76L77 185V183ZM121 182V181H120ZM126 181H125V183H126V186H127V184H129V183H127ZM134 182H132V183H134ZM150 182H153V181H150ZM149 182V183H150ZM171 182V181H170ZM169 182V183H170ZM174 182V181H173ZM201 182V181H200ZM211 182V180L209 181V183ZM245 182V181H244ZM243 182V184L244 185H246L245 183ZM47 183V182H46ZM59 183V182H58ZM67 183L68 182H66V185H67ZM70 183V182H69ZM73 183V182H72ZM91 183V182H90ZM122 184L124 183L123 181L121 182ZM131 183V184H132ZM201 183H203V182H201ZM218 183V182H217ZM227 183H228V180H227ZM230 183V182H229ZM241 183V182H240ZM0 184H1V181H0ZM53 184V183H52ZM61 185H62V183H60ZM65 184V183H64ZM208 184V183H207ZM206 184V185H207ZM233 184V183H232ZM2 185H3V183H2ZM70 185V184H69ZM75 185V186H76ZM79 185V184H78ZM77 185V186H78ZM204 185V184H203ZM202 185V186H203ZM209 185V184H208ZM207 185V186H208ZM216 185V184H215ZM240 185V184H239ZM1 186V185H0ZM41 186V185H40ZM65 186V185H64ZM125 186V187H126ZM200 186V185H199ZM205 186V185H204ZM203 186V187H204ZM205 187V188H208V187ZM210 186V185H209ZM232 186V185H231ZM61 187H63V186H61ZM72 187V186H71ZM81 187V186H80ZM100 187V186H99ZM124 187V189L122 188V187H120V188H122V191L123 190H125V189H127V188H125ZM128 187V186H127ZM184 187V188H183ZM230 187V186H229ZM235 187V186H234ZM233 187V188H234ZM27 188V187H26ZM44 188V187H43ZM58 188H59V185H58ZM84 188V187H83ZM82 188V189H83ZM98 188V187H97ZM105 188V187H104ZM148 188V187H147ZM209 188H211V187H209ZM208 188V189H209ZM214 188V187H213ZM218 188V187H217ZM247 188V187H246ZM6 189V188H5ZM8 189V188H7ZM24 189V188H23ZM54 189V188H53ZM77 189H79V187L77 188ZM146 188H144V190H145ZM185 189V190H184ZM202 189V188H201ZM215 189V188H214ZM10 190V189H9ZM45 190H47V189H45ZM71 190H72V188H71ZM71 190H68V192L69 193H74V192H71ZM75 190V189H74ZM80 190V189H79ZM202 190H205L204 188L202 189ZM202 190H201V192H202ZM233 190V189H232ZM235 190V189H234ZM60 191V190H59ZM59 191H57L58 192V195L60 196L61 194L59 193ZM64 191V190H63ZM126 191V190H125ZM149 191V190H148ZM147 191V192H148ZM211 191H213L212 190V188H211ZM210 190L208 191V192H211ZM7 192H8V190H7ZM12 191L10 190V193H9V195L8 196H11V197H14V198H11V197H8V201H14L15 200V198H19L18 196H17V194H15L16 196H14V194H12L11 193ZM18 192V191H17ZM20 192V191H19ZM18 192V193H19ZM57 192H53L52 194L54 195L55 193L57 194ZM67 192V191H66ZM67 192V193H68ZM146 192V191H145ZM146 192V193H147ZM196 192H197V190H196ZM206 192V191H205ZM207 192V193H208ZM219 192V191H218ZM232 192V191H231ZM236 192V191H235ZM237 192H238V190H237ZM240 192V191H239ZM42 193H43V191H42ZM45 193V192H44ZM65 193V192H64ZM145 193V194H146ZM212 193V192H211ZM225 193V192H224ZM21 194H22V197H23V194L24 193H22L21 192ZM20 193H19V196L21 195ZM56 194H55V196H56ZM75 194V193H74ZM78 194V193H77ZM162 194L164 195V197H162ZM189 194H191V192L189 193ZM188 194V195H189ZM195 194V193H194ZM197 194V193H196ZM218 194V193H217ZM223 194V193H222ZM233 194H234V191H233ZM232 194V195H233ZM239 194V193H238ZM46 195V194H45ZM49 195V193L47 194V196ZM63 195V194H62ZM72 195V194H71ZM78 195H81V193H79ZM83 195V194H82ZM149 195H151L150 193H149ZM209 195H212V194H210L209 193ZM46 196V197H47ZM69 196V195H68ZM84 196V195H83ZM87 196H86V198H87ZM214 196H215V194H214ZM228 196V195H227ZM248 196V195H247ZM6 197V196H5ZM57 197V196H56ZM140 197V196H139ZM138 197V195H137V198H139ZM187 197V196H186ZM193 197H194V195H193ZM193 197H191V198H193ZM211 197V196H210ZM230 197V196H229ZM233 197V196H232ZM9 198H11V199H9ZM55 198V197H54ZM59 198V197H58ZM61 198V197H60ZM65 198V197H64ZM80 199H81V197H79ZM85 198V200H87ZM211 198H214L215 199V197H211ZM218 198H219V196H218ZM217 198V199H218ZM2 199V198H1ZM14 199V200H13ZM21 199V198H20ZM53 199V198H52ZM84 199V198H83ZM89 199V198H88ZM142 199V198H141ZM231 199H233V198H231ZM254 199V198H253ZM2 200H4V196H3V199ZM1 200V201H2ZM17 200V199H16ZM19 200V199H18ZM61 200V199H60ZM63 200V199H62ZM77 200V199H76ZM127 200V199H126ZM191 200V199H190ZM211 200V199H210ZM220 200H221V198H220ZM224 200V199H223ZM223 200H221V201H223ZM226 200V199H225ZM5 201V200H4ZM8 201H5L7 204H10V203H8ZM82 201H84V200H81V203H84V202H82ZM217 201V200H216ZM215 201V203H217ZM251 201V200H250ZM3 202V201H2ZM65 202V201H64ZM64 202H62V203H64ZM61 202L59 201V204H60ZM219 203H220V201H219ZM223 203H225V201L223 202ZM245 203V202H244ZM2 204H4V203H2ZM213 204H214V202H213ZM231 204V203H230ZM232 204H233V202H232ZM235 204V203H234ZM240 204V203H239ZM1 205V204H0ZM61 205V204H60ZM12 206V203H11V205L9 206V208ZM135 206V205H134ZM213 207H215V206H219L218 205V203H217V205H212ZM211 205H210V207H212ZM245 206V205H244ZM243 206V207H244ZM253 206V205H252ZM256 206V205H255ZM4 207V206H3ZM13 207V206H12ZM212 207V208H213ZM219 208V207H218ZM250 208V207H249ZM257 208V207H256ZM13 209V208H12ZM11 209V210H12ZM203 209V210H202ZM215 209H216V207L214 208V211H215ZM237 209V208H236ZM246 209V208H245ZM10 210V209H9ZM217 211V210H216ZM11 212V211H10ZM10 212H8L9 213V216H10V220H11V215H10ZM12 216H13V214H14V211L12 210ZM258 213L260 212V211H257ZM8 213H7V217L9 218V216H8ZM22 214H24L23 212H21ZM86 213V212H85ZM93 213H91V214H93ZM193 213H195V212H193ZM107 214V215H106ZM198 214V215H199ZM264 214V213H263ZM26 215V214H25ZM28 215V214H27ZM27 215H26V217L24 216H22L21 215V217H22V219H23V221L21 222L22 224L20 225V222H19V225L20 226H22L21 227V231H23V232H25L24 234H26V233H30V232H33L34 233V238H35V240H39V238H40V235H41V232H42V230L40 229V227L39 226H36V224H33L31 221H30V218H31V215H30V217H27ZM37 215V214H36ZM89 215H90V213H89ZM160 215V216H161ZM163 215V216H164ZM259 215V214H258ZM86 216V215H85ZM84 216V217H85ZM130 216V217H131ZM197 216V215H196ZM36 217V216H35ZM76 217V216H75ZM90 217H92V216H87V218H85L87 221L89 220L90 222H92V220H90L91 218ZM166 217V216H165ZM171 217H173V216H171ZM201 217V218H202ZM8 218H6V220L8 219ZM37 218V217H36ZM38 218H39V216H38ZM37 218V219H38ZM96 218V219H97ZM111 218V219H112ZM119 218H120V216L117 218L118 219V221L119 222H121L120 220H119ZM122 218V217H121ZM140 218V217H139ZM146 218V217H145ZM161 218V217H160ZM168 218V217H167ZM166 218V219H167ZM190 218V217H189ZM262 218V217H261ZM260 218V219H261ZM34 219V218H33ZM32 219V220H33ZM141 219V218H140ZM162 219V218H161ZM173 219V218H172ZM10 220H7L8 222H9V224L10 223H12V225L10 224V226L11 227H14V224H13V219H12V222L10 221ZM123 220V219H122ZM126 220V219H125ZM135 220V219H134ZM143 220V219H142ZM230 220V219H229ZM36 221V220H35ZM88 221V222H89ZM94 221V220H93ZM124 221V220H123ZM122 221V222H123ZM130 221V220H129ZM137 221V220H136ZM136 221H135V223H136ZM192 221H193V219H192ZM211 221V220H210ZM260 221H262V220H260ZM1 222H2V218H0V227H1ZM40 222V221H39ZM95 222V221H94ZM111 222V221H110ZM119 223V224H123V223ZM134 222V221H133ZM138 222H139V220H138ZM159 222H161V220H159ZM181 222V221H180ZM211 222H213V220L211 221ZM249 222V221H248ZM263 222V221H262ZM15 223V222H14ZM97 223V222H96ZM168 223V222H167ZM185 223V222H184ZM208 223V222H207ZM253 223V222H252ZM92 224H94V223H92ZM134 224V223H133ZM165 224H166V222H165ZM209 224H212V223H209ZM209 224H207V227H204V228H206V230L208 231V229L211 227V226H213L214 224H212V225H209ZM246 224V223H245ZM248 224V223H247ZM109 225V224H108ZM112 225V224H111ZM137 225V224H136ZM149 225V224H148ZM205 225H206V222H205ZM204 225V226H205ZM248 225H250V224H248ZM117 226V225H116ZM138 226H140V225H138ZM182 226V225H181ZM191 226H192V223H191ZM191 226H189V227H187V228H190ZM216 226V225H215ZM218 226V225H217ZM3 227L5 228V229H7L4 225H3ZM2 227V228H3ZM18 227V226H17ZM112 227V226H111ZM162 227V226H161ZM247 227V226H246ZM257 227V226H256ZM255 227V228H256ZM15 228V227H14ZM133 228V227H132ZM146 228V227H145ZM151 228V227H150ZM192 228H193V226H192ZM191 228V231H190V234H191V236H192V238H194L199 244H200V247H202L201 248V250H203V252L205 251V253L207 252L208 254H206V255H208V256H211V258L210 259H213V256H215V258H217L219 255H217V254H222L223 255V253H224V255H226L225 253H228L229 251H230V248H229V242H230V239H228V241H227V239H226V243H223L222 245L220 244H217V242H216V244L219 246V250H218V252L215 254L214 253V251L213 250H215V251H217L216 250V248L215 247H209L208 246V244H210V243H208V242H203L201 239V236H200V234H203V233H199V232H195L196 230H193ZM215 229L214 227H211V229ZM219 228V227H218ZM264 228V227H263ZM144 229V228H143ZM216 229H217V227H216ZM253 229V228H252ZM258 229V228H257ZM114 230V229H113ZM124 230V229H123ZM138 230V229H137ZM142 230V229H141ZM151 230V229H150ZM156 230V229H155ZM259 230V229H258ZM8 231H9V229H8ZM20 231V232H21ZM117 231V230H116ZM140 231V230H139ZM153 231V230H152ZM203 231H205V229L203 230ZM216 231L217 230H215V233H213V237L216 239L217 237H219L218 235H219V233L217 232L216 233ZM219 231V230H218ZM222 231V230H221ZM43 232H44V230H43ZM42 232V233H43ZM121 232V231H120ZM126 232V231H125ZM144 232V231H143ZM189 232V231H188ZM210 232V231H209ZM214 232V231H213ZM262 232H264V231H262ZM87 233V232H86ZM119 233V232H118ZM123 233V232H122ZM128 233V232H127ZM142 233V232H141ZM158 233V232H157ZM212 234V233H211ZM210 234V235H211ZM214 234H216V235H214ZM220 234H222V233H220ZM226 234V233H225ZM29 236V234H26V236ZM30 235H31V237H32V234L30 233ZM119 234H117L116 236H118ZM157 235V234H156ZM209 235V234H208ZM224 235V234H223ZM255 235V234H254ZM123 236V235H122ZM122 236H120V237H122ZM163 236V235H162ZM216 236V237H215ZM229 236V235H228ZM231 236V235H230ZM258 236V235H257ZM138 237V236H137ZM180 237H181V235H180ZM220 237L222 238V235H220ZM219 237V238H220ZM224 237H226L225 235H224ZM118 238H119V236H118ZM124 238V237H123ZM212 238V237H211ZM210 238V241L211 242H213V239H211ZM231 238H233V236L231 237ZM234 238H236V237H234ZM11 239V238H10ZM27 239H30L29 237L27 238ZM130 239H131V237H130ZM130 239H129V241H130ZM145 239V238H144ZM178 239V238H177ZM186 239V238H185ZM187 239H189V238H187ZM191 239V238H190ZM206 240H207V238H205ZM214 239V240H215ZM128 240V239H127ZM193 240V239H192ZM253 240V239H252ZM257 240V239H256ZM255 240V241H256ZM259 240V239H258ZM257 240V241H258ZM261 240H262V238H261ZM11 241V240H10ZM128 241V242H129ZM141 241V240H140ZM145 241V240H144ZM157 242H158V240H156ZM169 241V240H168ZM172 241V240H171ZM180 241V240H179ZM185 241V240H184ZM187 241H189V240H187ZM194 241V240H193ZM217 241H219L218 239H217ZM21 242V241H20ZM155 242V241H154ZM164 242V241H163ZM45 243V242H44ZM190 243V242H189ZM193 243V242H192ZM195 243V242H194ZM258 243V242H257ZM216 244H214V245H216ZM23 245V244H22ZM40 245H42V246H39L37 249L39 250L40 249V247H41V252L42 253H44V254H46V252H44L43 251V248H46V246L45 247H43L44 245L41 243ZM130 246H131V244H129ZM137 245V244H136ZM161 245H162V243H161ZM189 245H191V244H189ZM138 246V245H137ZM194 246V245H193ZM211 246V245H210ZM11 247V246H10ZM128 247V246H127ZM139 247V246H138ZM217 247V246H216ZM20 248V247H19ZM155 248H156V246H155ZM160 248V247H159ZM211 248H213V249H211ZM47 249V248H46ZM128 249V248H127ZM134 249V248H133ZM132 249V250H133ZM135 249H137L136 247H135ZM217 249H218V247H217ZM7 250V249H6ZM37 250V251H38ZM186 250V249H185ZM190 250V249H189ZM232 250V249H231ZM8 251V250H7ZM10 251V250H9ZM8 251V252H9ZM36 251V252H37ZM219 251H221V252H219ZM167 252V251H166ZM231 252V251H230ZM242 252V251H241ZM245 252V251H244ZM13 253V252H12ZM41 253V254H42ZM137 253V252H136ZM174 253H175V251H174ZM178 253V252H177ZM182 253V252H181ZM213 253L215 254V255H213ZM6 254H7V252H6ZM9 254V253H8ZM37 254V253H36ZM50 254V253H49ZM165 254V253H164ZM163 254V255H164ZM204 254V253H203ZM232 254V253H231ZM154 255V254H153ZM161 255V254H160ZM183 255V254H182ZM205 255V256H206ZM240 255V254H239ZM37 256V255H36ZM35 256V257H36ZM44 256V255H43ZM155 256V255H154ZM162 256V255H161ZM170 256V255H169ZM187 256V255H186ZM185 256V257H186ZM207 256V259L209 258ZM230 256V255H229ZM233 256H236L235 254L233 255ZM246 256V255H245ZM166 257V256H165ZM191 257V256H190ZM237 257V256H236ZM247 257V256H246ZM42 257H40V262L42 261H44L43 259L45 258H49L48 256L47 257H45L44 256V258H42ZM155 258V257H154ZM194 258V257H193ZM192 258V259H193ZM221 258H223L222 260H225L224 258L225 257H223V256H220V259ZM235 258V257H234ZM157 259V258H156ZM159 259V258H158ZM157 259V260H158ZM160 259H161V257H160ZM167 259V258H166ZM187 259H189V258H187ZM217 259H219V258H217ZM216 259V260H217ZM233 259V258H232ZM241 259V258H240ZM242 259H244V258H242ZM250 259V258H249ZM50 260V259H49ZM161 260H163V262L165 261V259H161ZM161 260H160V262H161ZM228 260V259H227ZM227 260H225V261H227ZM235 260V259H234ZM52 262H53V260H51ZM167 261V260H166ZM170 261V260H169ZM209 261V260H208ZM207 261V262H208ZM212 261V260H211ZM215 261V260H214ZM218 261H220V260H217V261H215V262H217V264L219 263ZM224 261V262H225ZM237 261H238V259H237ZM50 262V261H49ZM158 262V261H157ZM159 262V263H160ZM202 262V261H201ZM210 262V261H209ZM223 262V261H222ZM228 262H230L229 260H228ZM234 262V261H233ZM233 262H230V263H228V264H232ZM241 262V260L240 261H238V263H240ZM252 262H255V261H252ZM251 262V263H252ZM8 263V262H7ZM6 263V264H7ZM37 263V262H36ZM48 263V262H47ZM237 263V264H238ZM250 263V264H251ZM38 264H41V263H39L38 262ZM45 264V263H44ZM166 264V263H165ZM167 264H168V262H167ZM211 264H213V263H211ZM214 264H216V263H214ZM222 264H224V263H222ZM226 264V263H225ZM233 264H236V263H233ZM241 264V263H240ZM243 264V263H242ZM247 264H249V263H247ZM253 264V263H252ZM255 264V263H254Z\"/></svg>",
    "mask_w": 264,
    "mask_h": 264
}]
</instances>
